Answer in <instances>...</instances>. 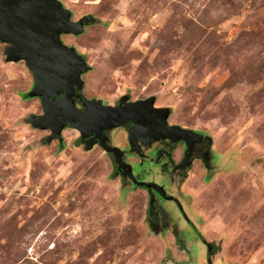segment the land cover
<instances>
[{"label":"rangeland","instance_id":"374dc122","mask_svg":"<svg viewBox=\"0 0 264 264\" xmlns=\"http://www.w3.org/2000/svg\"><path fill=\"white\" fill-rule=\"evenodd\" d=\"M60 1L75 20L102 21L74 41L87 89L153 96L170 122L212 137L222 171L187 181L202 235L225 264H264V0ZM29 80L0 56V264H161L143 194L121 199L98 151L71 149L73 130L58 151L27 123Z\"/></svg>","mask_w":264,"mask_h":264},{"label":"flooded vegetation","instance_id":"af4514ba","mask_svg":"<svg viewBox=\"0 0 264 264\" xmlns=\"http://www.w3.org/2000/svg\"><path fill=\"white\" fill-rule=\"evenodd\" d=\"M69 13V21L79 19H73ZM87 16L92 22L84 26V32L88 26L101 25L102 21L97 17ZM17 22L11 29L22 30L20 24L28 21ZM27 28L25 26L24 30ZM83 33L58 35L59 53L63 55L46 59L61 63L48 67L45 75H34L32 69L25 68L23 60L8 62L22 63L30 73L29 86L19 99L27 101L23 95L30 94L28 99L35 98L38 107V112L30 114L46 116L45 124L50 128L42 130L45 132L42 142L52 132L51 128L65 124L59 151L64 148L62 132L73 130L76 135L70 143L71 149L83 153L96 149L105 163L108 181L116 185L118 195L124 192L125 198L137 190L143 194L142 224L150 235L164 244L159 259L161 264H225L220 242L204 239L202 216L194 205V195L187 188L192 170H201L198 178L202 183L222 171L223 167L212 163L218 154L214 151L212 137L206 131L187 130L186 126L170 122V108L165 126L156 99L152 105H131L153 96L131 98L130 92L123 88L115 98L107 101L87 89L84 77L91 67L74 42ZM9 45L0 38L3 59ZM76 56L90 67L87 73L82 72L84 66ZM52 142L58 148L56 139L44 143L50 145ZM86 147L90 150L86 151Z\"/></svg>","mask_w":264,"mask_h":264},{"label":"water","instance_id":"95a60500","mask_svg":"<svg viewBox=\"0 0 264 264\" xmlns=\"http://www.w3.org/2000/svg\"><path fill=\"white\" fill-rule=\"evenodd\" d=\"M69 15V11L63 8L58 0H0V38L10 43L4 53L5 61L23 60L25 68L32 69L37 77L40 76V73L44 74L45 70L53 64L61 63L60 60L46 59L63 55L59 53L58 35L60 33L82 34L84 26L92 22L90 16H83L77 21L71 22ZM18 20H27L28 22L20 24L23 27L22 30L11 29V26L15 25ZM30 20L31 23H29ZM17 24L19 23L17 22ZM25 26L28 27L26 30H24ZM76 58L84 66L82 72L87 73L90 67L79 56ZM27 96L31 95L27 94ZM37 96L40 97V94L37 93ZM154 100V97H149L146 100L132 102L131 105L135 107L144 103L152 105ZM158 109L163 112L162 123L166 126L169 110L167 107ZM45 117L30 114L27 122L37 130H44L50 128L45 124ZM69 125L72 126L73 123L69 122ZM64 126L65 124H59L56 128H51L52 132L44 140V142H48L56 139L59 142L58 151L62 149L61 130ZM187 130L190 129L187 128ZM85 150L89 151L90 147H86Z\"/></svg>","mask_w":264,"mask_h":264},{"label":"trees","instance_id":"16d2710c","mask_svg":"<svg viewBox=\"0 0 264 264\" xmlns=\"http://www.w3.org/2000/svg\"><path fill=\"white\" fill-rule=\"evenodd\" d=\"M206 183H208L209 182V178L208 179H206V181H205ZM123 194H124V192H121L120 194H119V196H120V198L122 199L123 198Z\"/></svg>","mask_w":264,"mask_h":264}]
</instances>
